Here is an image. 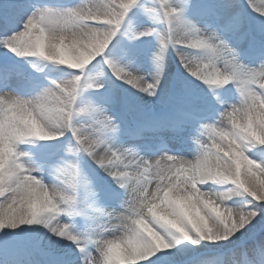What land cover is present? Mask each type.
I'll return each mask as SVG.
<instances>
[{
    "label": "snow or ice",
    "instance_id": "obj_1",
    "mask_svg": "<svg viewBox=\"0 0 264 264\" xmlns=\"http://www.w3.org/2000/svg\"><path fill=\"white\" fill-rule=\"evenodd\" d=\"M0 264H264V0H0Z\"/></svg>",
    "mask_w": 264,
    "mask_h": 264
}]
</instances>
